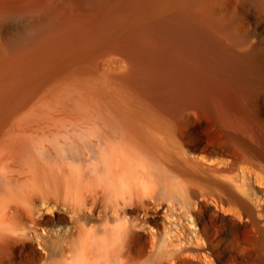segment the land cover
<instances>
[{"label": "bare ground", "instance_id": "6f19581e", "mask_svg": "<svg viewBox=\"0 0 264 264\" xmlns=\"http://www.w3.org/2000/svg\"><path fill=\"white\" fill-rule=\"evenodd\" d=\"M238 5L264 29V0H0V264H264Z\"/></svg>", "mask_w": 264, "mask_h": 264}, {"label": "rangeland", "instance_id": "374dc122", "mask_svg": "<svg viewBox=\"0 0 264 264\" xmlns=\"http://www.w3.org/2000/svg\"><path fill=\"white\" fill-rule=\"evenodd\" d=\"M238 7V8H237ZM238 11V12H237ZM253 11V12H252ZM236 12H237V18H235V19H237L238 21V24H239V28H240V31H242V34L244 35V37H245V35H246V38H248V39H250L251 40V38L252 39H254V40H256L255 38H261L262 37V39L264 38V29L260 26L259 27V23L257 22L258 20H259V18H258V13H257V11H255V10H249V8L248 7H246V6H242V7H240L239 5L238 6H236ZM256 12V13H255ZM257 14V15H256ZM240 19V20H239ZM260 21H262V22H264L262 19H260ZM256 29V30H255ZM244 30V31H243ZM260 37H259V36ZM251 37V38H250ZM255 37V38H254ZM245 44V43H244ZM50 209V211L49 212H45L47 209ZM48 208H44L43 207V209H42V213L43 212H45L46 213V215H45V213H44V216H46V218L45 219H48V220H50L51 221V224L50 223H47V224H45L44 226H45V229L47 228V230L45 231L46 232V234H45V232H44V236L45 237H47L49 234V236L52 238H54L55 236H56V234H59V232L61 233V232H63L64 230H65V228H67V226L69 225V223H56L55 221H54V219H55V214H57L58 213V211H56V210H54V208H52V207H48ZM53 209V210H52ZM213 209V208H212ZM44 210V211H43ZM213 210H215V208L213 209ZM56 211V212H55ZM220 213H222V212H220ZM54 223H53V222ZM159 221V223L158 224H160V226L158 225V226H156V228H155V225H154V228L155 229H157V228H161L162 229V224L164 223V220L163 219H159L158 220ZM67 225V226H66ZM159 228V229H160ZM161 229H160V231H161ZM40 231H41V229H40ZM39 231V232H40ZM42 232V231H41ZM48 234V235H47ZM55 234V235H54ZM47 235V236H46ZM53 235V236H52ZM48 236V238H50ZM33 247H35V249L34 250H36V252L37 253H42V255H43V261H46V258H44L45 256V253H44V251L41 249V247H39L38 246V244L37 243H34V245H33ZM41 250V251H40ZM35 252V251H34ZM31 254H33V251H31L30 252ZM211 258V262H213L212 264H216L217 262V260L215 259V256H211L210 257ZM230 264H240V263H238V262H233V263H230ZM242 264H244V263H242Z\"/></svg>", "mask_w": 264, "mask_h": 264}]
</instances>
